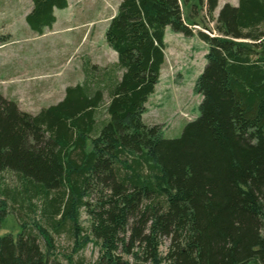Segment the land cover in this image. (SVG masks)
Segmentation results:
<instances>
[{
	"label": "trees",
	"instance_id": "obj_1",
	"mask_svg": "<svg viewBox=\"0 0 264 264\" xmlns=\"http://www.w3.org/2000/svg\"><path fill=\"white\" fill-rule=\"evenodd\" d=\"M30 1L25 21L39 36L67 8ZM217 6L119 0L105 31L114 65L37 114L0 92V174L17 180L0 191V230L7 215L21 219L16 205L33 212L35 199L45 224L0 236V264H83L74 256L88 243L98 247L95 264H264V0L225 3L213 18ZM203 10L216 36L197 31L207 46L199 116L164 139L142 115L165 29L192 37ZM65 228L72 250L61 256L50 230Z\"/></svg>",
	"mask_w": 264,
	"mask_h": 264
},
{
	"label": "rangeland",
	"instance_id": "obj_2",
	"mask_svg": "<svg viewBox=\"0 0 264 264\" xmlns=\"http://www.w3.org/2000/svg\"><path fill=\"white\" fill-rule=\"evenodd\" d=\"M223 3L236 5L237 0H218L213 18ZM118 4L119 0H67L66 9H56L54 12L57 19L52 31L55 33L37 37L39 35L31 31L25 21V16L32 8L31 1L0 0V44L10 43L0 50V68L4 65L8 67L0 69V79L6 81L0 85V89L8 88L7 95L17 101L20 110L37 114L57 99L49 93H64L63 84L68 87L82 85L94 70L98 72L114 65L117 55L106 45L105 31ZM186 13L185 9L184 15ZM199 19L201 24L194 27L192 37L174 33L168 27L165 29V60L158 84L148 97L142 115L146 125L161 127L164 139L178 138L187 122L199 116L201 96L196 91V82L205 65L207 46L198 38L197 31L216 36L214 21L204 10L199 13ZM12 77L15 81L10 82ZM41 83L47 85V91L41 90V94H38L32 86ZM10 86L19 89L13 91ZM24 86L26 90L22 94ZM53 86L57 91L52 92ZM16 184L17 180L12 174H0V191L12 189ZM32 204L33 212L16 205L22 220L16 215H7L0 236L9 234L15 239L21 230L20 223L33 226L35 222L45 226L40 215L41 201L35 199ZM81 224L85 228L88 226L85 213H81ZM50 234L58 254L71 253L72 237L66 228L58 234L50 230ZM167 246L168 240H163L160 251L165 252ZM98 254V247L88 243L74 256V260L95 264ZM124 258L134 263L131 257Z\"/></svg>",
	"mask_w": 264,
	"mask_h": 264
},
{
	"label": "crops",
	"instance_id": "obj_3",
	"mask_svg": "<svg viewBox=\"0 0 264 264\" xmlns=\"http://www.w3.org/2000/svg\"><path fill=\"white\" fill-rule=\"evenodd\" d=\"M223 4H225V3H223ZM223 4H221L220 5V8L222 7V5ZM237 5V4H236ZM235 5V6H236ZM219 8V9H220ZM55 12V11H54ZM55 16V15H54ZM55 19H57L56 18V16H55ZM56 22V21H55ZM54 29V25L52 26V28L49 30H46L47 31V33H46V31L42 34V35H40V36H37V37H44L45 35H47V34H49V33H55V31H52ZM10 43H4V44H0V50H1V48H3L4 46H6V45H9ZM4 49V48H3ZM2 69H8V67L7 66H2L1 67ZM0 68V69H1ZM14 77H17L16 75L14 76ZM14 77H12L13 79H11L10 80V82H13V81H15L14 79ZM23 79V78H22ZM3 83H6V81H4V80H2V79H0V85H2ZM33 87V89H34V92L35 91H37V93L38 94H41V90H44V92H46L47 91V85H45V84H43V83H41L39 86H32ZM35 87V88H34ZM49 87V86H48ZM68 86L66 85V84H63V87L62 88H64V93L63 94H65V90H66V88H67ZM20 88H22V87H20ZM10 89H12L13 91H18V87L17 86H14V88H12L11 86H10ZM23 92H22V94H25V90H26V87L24 86L23 88ZM8 90V88H5L4 90H1L0 89V92H1V94L3 95V97H5L6 99H9V100H13V101H16L15 99H13V97L12 98H10L8 95H7V93H6V91ZM54 91H57L56 90V88L53 86V90H52V92H54ZM49 93V92H48ZM16 94L17 95H20V94H18L17 92H16ZM27 94V93H26ZM49 94H52V96L54 97V98H57V99H55V101H54V103L53 104H56V103H58V101H61L60 99H62V97H64V95L62 94V93H49ZM12 96H14V93L12 94ZM53 98V99H54ZM58 100V101H57ZM17 102V101H16ZM52 104V105H53Z\"/></svg>",
	"mask_w": 264,
	"mask_h": 264
},
{
	"label": "water",
	"instance_id": "obj_4",
	"mask_svg": "<svg viewBox=\"0 0 264 264\" xmlns=\"http://www.w3.org/2000/svg\"><path fill=\"white\" fill-rule=\"evenodd\" d=\"M196 28V27H195Z\"/></svg>",
	"mask_w": 264,
	"mask_h": 264
}]
</instances>
